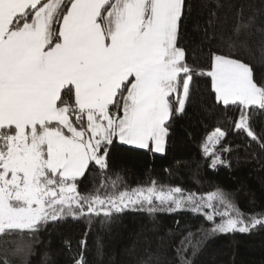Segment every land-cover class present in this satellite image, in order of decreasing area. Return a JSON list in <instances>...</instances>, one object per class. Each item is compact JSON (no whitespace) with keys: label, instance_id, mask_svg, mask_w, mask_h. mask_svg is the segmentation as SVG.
<instances>
[{"label":"snow or ice","instance_id":"snow-or-ice-1","mask_svg":"<svg viewBox=\"0 0 264 264\" xmlns=\"http://www.w3.org/2000/svg\"><path fill=\"white\" fill-rule=\"evenodd\" d=\"M190 7L186 0H0V235L137 205L190 206L213 222L211 233L264 227V213L241 212L219 188L185 195L151 181L103 196L77 190L90 163L107 169L114 138L164 152L166 123L184 111L193 75L205 74L177 46ZM212 56L206 75L216 99L241 106L235 127L264 148L247 115L249 106L264 109V82L241 60ZM225 135L217 128L204 144L212 167L226 163L209 146Z\"/></svg>","mask_w":264,"mask_h":264},{"label":"trees","instance_id":"trees-1","mask_svg":"<svg viewBox=\"0 0 264 264\" xmlns=\"http://www.w3.org/2000/svg\"><path fill=\"white\" fill-rule=\"evenodd\" d=\"M47 2V0H42ZM190 11L182 20L177 46L186 62L204 75L194 74L183 112L166 123L165 150L132 147L114 138L108 147V167L90 163L75 181L81 194L131 190L156 181L197 196L222 189L247 215L264 213V148L237 129L241 106L216 99L206 75L213 53L239 59L264 82V0H186ZM175 95V94H174ZM248 123L264 139V109L249 106ZM225 132L213 152L226 163L211 166L203 143L214 129ZM120 177L118 187L111 181ZM159 205V202H155ZM125 208L84 216L49 220L35 232L0 235V264H264V227L248 232L211 233L204 212L190 206L168 211ZM174 207V206H173ZM224 209L221 207L219 211ZM211 212V209H205ZM216 222L220 217H215ZM189 234H191L189 236ZM190 240L182 251L181 241ZM23 249V251H17Z\"/></svg>","mask_w":264,"mask_h":264},{"label":"rangeland","instance_id":"rangeland-1","mask_svg":"<svg viewBox=\"0 0 264 264\" xmlns=\"http://www.w3.org/2000/svg\"><path fill=\"white\" fill-rule=\"evenodd\" d=\"M181 94H182V89H181ZM215 130V129H214ZM214 130H212L208 135H207V137H206V139H205V141H204V143H203V150H204V144H205V142L207 141V138H208V136L214 131ZM223 131V130H222ZM118 138V137H117ZM221 139V138H220ZM219 139V140H220ZM218 143V142H217ZM216 145V144H215ZM210 147H212V149H213V146L212 145H209ZM153 151H154V149H153ZM157 153H159V152H157Z\"/></svg>","mask_w":264,"mask_h":264},{"label":"crops","instance_id":"crops-1","mask_svg":"<svg viewBox=\"0 0 264 264\" xmlns=\"http://www.w3.org/2000/svg\"><path fill=\"white\" fill-rule=\"evenodd\" d=\"M118 139V138H117ZM118 141H120L119 139H118ZM121 142V141H120ZM121 143H123V142H121ZM124 144H126V143H124ZM126 145H129V144H126ZM129 146H132V147H138V146H136V145H129ZM139 148V147H138Z\"/></svg>","mask_w":264,"mask_h":264}]
</instances>
